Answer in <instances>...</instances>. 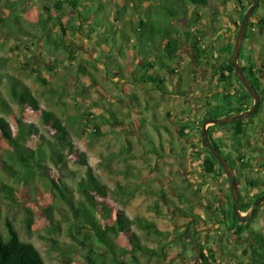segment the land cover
Instances as JSON below:
<instances>
[{
  "label": "rangeland",
  "instance_id": "rangeland-1",
  "mask_svg": "<svg viewBox=\"0 0 264 264\" xmlns=\"http://www.w3.org/2000/svg\"><path fill=\"white\" fill-rule=\"evenodd\" d=\"M16 1L0 0V59L4 60L0 73L24 83L38 99L42 109L64 121L74 143L86 153L89 166L99 182L113 192L108 197L112 207L124 211L129 219L140 218L153 223L156 230L164 235L147 236L142 229L134 226L142 245L154 250H160L164 244L167 246L163 259L147 261L146 257L137 254L139 263L200 264L197 248L208 239L209 246L215 250L214 264H249L241 255L245 246L221 243L220 236L215 234L213 222L217 219L214 214H218V209L226 204L217 203L214 194L218 192L216 185L219 183L221 187H228L226 176L217 182L204 177L201 163L183 154L190 149L186 140L193 141L200 135L197 121L205 116L209 108L207 105H224L222 98L225 94L234 89L242 90L234 78L223 84L218 74L231 59L229 48L234 46L248 0H209L205 7L193 6L187 0H76L75 12L67 0H21V5H15ZM257 6L250 21L258 25L251 30L252 34H247L248 38L244 39L241 48L243 64H253L255 71L258 61L264 64V26L260 23L264 20V3L258 0ZM13 11L17 12L20 25L11 21ZM170 12L175 14L174 18L169 17ZM27 13L32 17V22L38 19L35 15L42 14L48 18V26L52 24L51 18H60L61 24L66 26L63 36L68 40L67 49H57L50 55L43 49V40L18 33L8 34V26H23ZM151 17L157 20L152 23L155 33H161L165 25L158 22L159 18L162 21L168 18L167 31L172 32L181 43L184 42L177 32L184 35L191 32L199 39L206 40L203 46L210 47V66L198 64L192 55L181 52L177 68L180 81L177 77H168L166 85L169 90L177 89L176 84L179 83V89L186 94L185 100L174 95L145 91L140 84H132L128 79L127 82L131 84H122L123 81L117 80L112 70L105 68L116 64L124 68L125 59L130 61L134 54L142 57L141 51H138L148 48L135 43V38L128 34L139 20ZM211 26L213 34L210 32ZM52 28L61 32L58 25H52ZM29 31L34 33L31 29ZM156 45L162 47L163 42L158 38ZM134 50L137 53H133ZM81 64L88 68L99 84H105L104 90L99 87L92 90L90 81L78 73L77 67ZM203 69L206 72L203 73ZM223 73L227 75L226 71ZM36 74L46 84H41ZM121 74L124 78L128 76L126 71ZM109 81H114L116 86L110 85ZM6 86L7 82L3 79L0 91L11 113H0V117H4L14 131L13 118L23 116L26 122L34 123L42 133L47 134L36 115L21 111L12 101ZM129 94L136 96V99L129 97ZM95 103H103L104 110L115 111L117 119L103 123L98 117L104 115V111L95 107ZM231 104L234 106L237 103ZM181 110L187 112L185 118L188 120L179 121L182 118L179 114ZM219 111L222 115L223 110ZM83 117L94 118V122L83 121ZM250 120L255 123L264 120L263 104L257 113L250 116ZM241 122L244 124L247 121L243 119ZM182 124L188 128L184 130L187 136L180 133L179 125ZM234 126V123H230L207 128L214 138L217 131L232 135ZM254 128L245 132L249 138L256 135ZM95 129L99 132L97 136L92 135ZM221 140L218 139L217 144ZM194 144L199 146V143ZM7 149L8 146L0 140V184L10 189L0 188L2 235L6 236L4 222L9 221L19 239L31 243L45 264H86L84 256L87 249L70 236L69 227L74 222L70 208L59 200L58 190L51 188L49 183V179H52L60 188L63 183L71 190L72 200L77 201L76 181L70 180L67 173L58 171L49 163H46L48 178L34 175L32 179L18 180L5 169L4 163H8L12 155L4 154ZM238 155H234L237 159L231 160L230 164L235 166L236 177L241 184L239 159H245L246 163V155L250 154ZM69 170H76V167L70 164ZM191 170L198 178L204 179L195 182L188 176ZM246 174L243 176L244 182L254 179L253 174ZM191 187H194L195 194L190 193ZM239 188L243 190L242 186ZM253 189V192L259 193L261 188ZM182 198H186L191 207ZM47 208L50 209V217L43 212ZM190 208L198 217V242L179 238L188 222L180 211L190 212ZM257 210L247 224L250 230L264 237V204ZM220 229L222 227L218 225L217 231ZM118 244L126 245L125 238H119Z\"/></svg>",
  "mask_w": 264,
  "mask_h": 264
},
{
  "label": "trees",
  "instance_id": "trees-1",
  "mask_svg": "<svg viewBox=\"0 0 264 264\" xmlns=\"http://www.w3.org/2000/svg\"><path fill=\"white\" fill-rule=\"evenodd\" d=\"M187 1L193 6L202 7L207 6L209 2V0ZM16 2L15 5H21L22 3L21 0H17ZM75 2L76 0H67V4L71 7L73 12H75L74 9H76ZM259 2L264 3L263 0H259ZM182 3L184 4V2ZM250 5L251 0H248V5L243 10L240 23ZM258 7L259 6H257L255 10ZM12 13L10 18L11 21L20 25L21 22L18 21L17 12L13 11ZM25 16L27 18H25L23 26H20V28L8 26L7 29L9 30H7V33L34 36L36 39L43 40V49L50 55L56 52L57 49H67L66 44L68 40L63 36L65 35L66 26L61 24L60 18H51L52 24L48 26V18H44L42 14L35 15L38 17L36 22H32L30 14L27 13ZM169 17L174 18L175 14L170 12ZM164 19L166 20L162 21V18H159L158 21L165 23L161 33H155L152 30V23L157 22L156 19L151 17L146 20H139L134 28H130V33L128 35L135 38V43H138L141 47L145 45L148 49L138 51H141L142 57L135 56L134 54L129 58L130 61L125 59L124 62L126 67L124 68L117 64L108 65V67L105 68L112 70L116 79L123 81L121 82L122 84L124 82L127 84H140L145 91L157 92L162 95H174L185 100L186 94L179 89V83L176 84L177 89L169 90L166 85L168 77L173 76L179 78V70H177V68L181 52L192 55L198 64H205L207 67L210 66V64H208V61L212 58V55L208 52L210 47L203 46L206 40L199 39L191 32H186L185 35L177 32V35H179L184 42L181 43L173 36L172 32L167 31L168 18ZM260 23L264 26V20H261ZM52 25H58L61 32L58 33L57 31H53ZM257 25V23L254 24L252 21H249L244 39L252 34L251 30ZM29 29L33 30L34 33L30 32ZM158 38L163 42L162 47H157L156 45ZM144 42L146 44H144ZM149 43L151 45H149ZM229 50L232 53L233 46L229 48ZM133 53L137 52L134 50ZM243 58V51L241 50L239 60ZM113 62L111 64H113ZM3 66L4 60L0 59V68H3ZM49 69L53 70L51 67ZM87 69L82 64L77 67L78 73L83 74L84 77L90 81V87L93 91L97 89V87H99L100 90L103 89L105 84L103 83V86L99 84ZM242 70L244 74L248 72L251 76H254L253 64H249L247 67L242 66ZM122 71L127 72V78L123 77L121 74ZM223 71H226L227 75L224 74ZM36 75L41 84H46L38 74ZM218 77L223 84H226L227 80L231 78H234L236 82L240 84L236 77L235 70L230 64V60L226 67L219 70ZM3 79L7 82V91L12 101L21 111H30L32 114L36 115L39 119V124L47 132V134L42 133L34 123L26 122L23 116L13 118L15 123V130L13 131L8 121L4 117H0V140L8 146L4 154H12L9 157V162L4 163L5 169L18 180H22V178L32 179L34 175L48 178L46 163H49L58 171L67 173V177L70 180L76 181L75 191L78 195V200L73 201L72 196H70L71 190L66 185L62 183V187L60 188L54 183V180L49 179L50 187L58 190L59 200L64 201L70 208L74 220L73 225L69 227L70 236L83 248L87 249V254L84 256L86 264H140L137 254L146 257L147 261L154 258L163 259L165 256L164 251L167 247L166 244L160 247V250L150 249L142 245L140 237L134 231V226L142 229L147 236L164 235L156 230L153 223L140 218L133 220L129 219L124 211L118 210L109 204L108 197L112 195L113 192L109 190L106 185L99 182L92 168L89 166L86 153L74 143L71 132L64 121L54 113L42 109L38 99L24 83L11 76L0 73V85ZM127 79L131 83L127 82ZM178 81H180V78ZM108 83L112 86H116L114 81H109ZM241 87L242 90L235 91V95L231 93L224 95L222 101L225 104L213 106L212 114L203 116L201 120L226 118L240 113L242 109H249L252 104L247 100L248 98H246L249 94L242 85ZM92 90L88 89L90 92ZM128 96L136 99V96L132 94ZM234 101H236L237 104L233 106L231 103ZM93 105L103 109L104 115L102 114L98 117L103 120V123L108 124L117 119L116 112L107 108L104 110L105 106L103 103L99 105L95 103ZM208 105L211 106L210 104ZM219 109L223 110L222 115ZM0 113L4 115H9L11 113L10 106L3 98L1 91ZM179 114L182 117L179 121L182 122V119H187L185 118L187 114L185 110H181ZM218 115H220V117H217ZM81 119L90 123L94 122V118L93 120L88 117H83ZM141 121L143 122V120ZM241 121L242 120L234 122L236 126L235 135H243L245 133ZM179 126L181 135L187 136L184 130L188 128L183 124ZM92 135H99L98 130L95 129ZM147 151L148 153H153L152 150ZM221 155L232 169L237 184L238 179L236 177L237 172L235 166L232 167L230 164L231 160H234L233 156L230 155L225 157L223 154ZM193 158L195 161L201 163L200 166L206 177L215 179L216 182L225 177L217 160L213 156L203 158L198 153L194 154ZM70 164L75 166L76 170H69ZM246 165V163L242 162L240 166H238L240 175H242L241 171L246 168ZM225 182L228 183L226 177ZM218 185H220V183ZM0 188L10 191V189L3 184H0ZM119 190H121V188H119ZM217 191L218 192L214 194L217 203L226 204L223 208L218 209V214L214 215L217 219V223L220 224V226L226 224L232 225V199L229 188H224L220 185ZM194 192V187H191L190 193L194 194ZM258 196L259 194H256L254 198ZM182 199L184 203L190 205L186 198ZM251 204V201L245 202L241 200L238 204L239 212H248L251 208ZM189 207H191V205ZM49 211V208L43 210L48 217H50ZM257 211L258 210H256L255 213H257ZM180 213L188 219V222L183 234L179 238L185 241L198 242L196 239V223L198 217L193 214L191 208L190 212L180 211ZM238 225L242 227L244 224L238 223ZM4 227L6 229V236H3L0 232V264H45L39 251L31 243L23 242L19 239L17 232L9 221L4 222ZM248 235L252 239L253 245L243 249L241 254L242 257L246 258L249 264H264V237L252 230ZM121 237L125 238L126 245L124 246L118 244V240ZM166 238L167 236L164 237V239ZM197 249L200 264L215 263V250L209 246L208 239H206L202 245H199ZM228 255L234 257L232 254Z\"/></svg>",
  "mask_w": 264,
  "mask_h": 264
},
{
  "label": "flooded vegetation",
  "instance_id": "flooded-vegetation-1",
  "mask_svg": "<svg viewBox=\"0 0 264 264\" xmlns=\"http://www.w3.org/2000/svg\"><path fill=\"white\" fill-rule=\"evenodd\" d=\"M210 29H211V27H210ZM208 34H209V32H208ZM212 34H213V32H212ZM245 34H246V32H245ZM209 37H210V34H209ZM238 63L241 66V68H242V66L247 67L246 65L243 64L242 60H238ZM257 63H258V67H257L256 71H255V67H254V76H251L248 72L246 74H244V72H243L245 78L248 80V82L250 84L252 83L251 84L252 87L256 90V92L260 96V105H259L256 113L258 112V110H259V108H260V106L262 104H263V110H264V64L262 63V61H258ZM202 71H203V73L206 72L205 69H203ZM235 91H237V90L234 89L231 92V94L235 95L234 94ZM206 96L208 97V94ZM202 97H204V96H202ZM246 98H248L247 100H249L252 103L251 104V107H252V105L254 103L253 99L249 95H248V97L246 96ZM234 102H236V101H234ZM210 105L211 106L207 105L209 108L205 111V113H206L205 115L212 114V111H213L212 107H213L214 104H210ZM249 109H246V110L242 109V111L240 113L248 111ZM240 113H238V114H240ZM201 119L202 118H200L199 121H197L200 124L199 125L200 126L199 127V134H201L200 128L202 126V123L204 121L208 120V119H206V120H201ZM218 119H220V118H218ZM187 120H188V118H187ZM241 120H243V119H241ZM245 121H247V122H245L246 125H245V123L242 124V122H241V125L244 128L245 132L246 131H250V129L251 128L253 129V127L255 126L253 131L256 133V135H254V137L251 136V138H249L248 134H245V133L243 135H235L236 126H234V128L232 129V131H233L232 135L220 134L221 133L220 131L215 132L214 138H216L217 140L218 139L221 140L223 138V141L222 140L219 141L218 144L216 142L217 140H214V138L210 135L212 132L210 130H208V128H207V134H208V138H209L210 144L214 147V149H216V150L218 149L217 152L220 155L223 154L225 157L231 155V156H233V159L236 160L237 158L234 156L236 154H239V155H241V154H250L249 156L246 155V164L247 165H246V168H244L241 171L242 172V181L243 182L240 184L239 181H238V183H237V187H238V191H239L238 204H239V202H241V200L245 201V202L251 201L252 204H253L254 201L257 198L264 197V180H263L264 179V120H260L258 123H255L252 120H250V117H247V118H245ZM259 125H261V127L259 129H257V127ZM210 126H212V125H210ZM186 142L189 144L190 149L187 152H184L183 154H185L186 156H189L190 159L194 160V158H193L194 154H198V153L203 158L211 156L209 150L206 147L203 146L202 140L200 138V135H199V137L197 136L195 138V140H193V141L189 140L188 141V139H187ZM194 143H199V146H197V144H194ZM239 155H238V157H239ZM244 160L245 159H239V162H240L239 166H240V164L242 162L245 163ZM246 173L253 174L254 175V179L252 181H249V182H244L243 176ZM236 175H237V173H236ZM188 176L191 177L195 182H201L202 179H204L203 177L198 178L197 177L198 175H195V173L192 170L189 171V175ZM204 177H206V176L204 175ZM207 178H209V177H207ZM240 186L243 187L242 191L239 188ZM219 187H220V185H216L217 189ZM255 187L256 188L257 187L261 188L259 193L253 192L254 191L253 188H255ZM229 193H230V191H229ZM204 194H206V193H204ZM256 194H259V196L254 198V196ZM252 204H251V206H252ZM246 213H241V214L245 215ZM255 214L249 220L254 218ZM248 221L243 223L244 225L242 227H239L238 223H240V222H238L237 220H235L233 218L232 225H229V224L223 225V226H221L222 229H220L218 231H217V227L220 224L216 225L217 221L216 222L214 221L213 223H215V225H213V226H214V229L216 230L215 234L220 236V239H221L220 242L221 243L222 242L226 243V244L233 243V244H237L238 246L250 247V246L253 245V242H252V239L248 235L251 232V230H250V228L248 227V224H247ZM248 229H249V231H248ZM242 251H241V254H242Z\"/></svg>",
  "mask_w": 264,
  "mask_h": 264
},
{
  "label": "water",
  "instance_id": "water-1",
  "mask_svg": "<svg viewBox=\"0 0 264 264\" xmlns=\"http://www.w3.org/2000/svg\"><path fill=\"white\" fill-rule=\"evenodd\" d=\"M257 5H258V0H251V5L246 10L243 16V19L240 23L239 29L237 31V34L235 37V43L233 46V50L231 53V59H230V64L232 68L235 70L238 81L243 85L246 92L253 99L254 103L248 111H245L243 113L232 115L227 118H220V119L214 118V119H208L204 121L201 126V134H200V138L202 140L203 146L206 147L209 150L210 155L213 156L217 160L220 169L222 170V172L224 173V175L226 176L228 180V187H229V191H230L231 199H232V216L235 220H237L240 223L247 222L255 214L256 209L260 207L261 204H264V197L257 198L252 204L249 212L246 213V215H242L239 212L238 210L239 191H238L237 184L235 182L234 173L232 169L230 168V166L228 165V163L226 162V160L210 144L208 134H207V126H210V125L225 126L235 121L245 119L247 117H250L254 113H256L260 105V96L258 95L256 90L252 87V85L248 82V80L245 78L243 74V70L238 63L240 51H241L242 44H243L244 37H245V32L247 29V25ZM210 32L211 34L213 32L212 26H211Z\"/></svg>",
  "mask_w": 264,
  "mask_h": 264
},
{
  "label": "built area",
  "instance_id": "built-area-1",
  "mask_svg": "<svg viewBox=\"0 0 264 264\" xmlns=\"http://www.w3.org/2000/svg\"><path fill=\"white\" fill-rule=\"evenodd\" d=\"M205 253V252H204Z\"/></svg>",
  "mask_w": 264,
  "mask_h": 264
},
{
  "label": "clouds",
  "instance_id": "clouds-1",
  "mask_svg": "<svg viewBox=\"0 0 264 264\" xmlns=\"http://www.w3.org/2000/svg\"><path fill=\"white\" fill-rule=\"evenodd\" d=\"M246 215V214H245Z\"/></svg>",
  "mask_w": 264,
  "mask_h": 264
}]
</instances>
